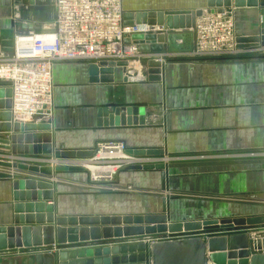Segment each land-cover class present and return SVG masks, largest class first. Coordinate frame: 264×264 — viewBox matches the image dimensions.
I'll return each mask as SVG.
<instances>
[{
  "label": "crops",
  "instance_id": "1",
  "mask_svg": "<svg viewBox=\"0 0 264 264\" xmlns=\"http://www.w3.org/2000/svg\"><path fill=\"white\" fill-rule=\"evenodd\" d=\"M36 4L42 8L43 0H0V47L6 54L12 53L16 35L42 33L53 21V8L50 16L46 10L41 18H32L30 9ZM206 5L207 0H121L123 13L196 11L206 10ZM234 24L236 36L256 35L258 15L254 9H235ZM188 46L192 48L193 39ZM88 66L56 63L52 117L25 124L50 125L47 145L52 155L57 149H93L105 141H120L129 150H163L170 158L167 163L162 160L166 187L162 190L161 173L155 170L124 169L104 187L91 184L84 171L53 170L48 179L11 170L52 183L56 214H149L160 209L163 198L174 222L264 212V59L170 62L160 82L138 83L123 79L118 68L102 75L112 77V83H91ZM4 101L2 94L0 102ZM101 106L143 107L146 126L97 128L96 110ZM5 123L0 119V125ZM45 134L35 130L19 137L28 138L25 144L38 152L46 145ZM0 138L8 140L9 134L0 133ZM200 155L207 158H196ZM74 166L61 167L78 168ZM13 204L10 184L0 179V226ZM250 232L264 236V229Z\"/></svg>",
  "mask_w": 264,
  "mask_h": 264
},
{
  "label": "water",
  "instance_id": "2",
  "mask_svg": "<svg viewBox=\"0 0 264 264\" xmlns=\"http://www.w3.org/2000/svg\"><path fill=\"white\" fill-rule=\"evenodd\" d=\"M254 9L258 15V32L252 36H237V48H264V0H207L206 10L221 13L228 8ZM202 10L123 13L124 24H146L163 26L165 33L133 35L131 40L141 52L158 53L188 52L193 35L191 29L195 18ZM129 41L126 40L125 43ZM148 82H160L164 69L159 64L147 62ZM125 62L89 64L91 83H112L111 74L114 68L124 73ZM53 70V68H52ZM102 76V77H98ZM125 79V77H123ZM9 82H0V119L5 120L0 133L9 134V139L0 138V142L11 143L13 153L16 144L27 142L28 138L19 137L23 132L42 131V136L51 137L50 125L12 123L9 112L11 91ZM97 128L145 127L146 118L143 107H98L96 110ZM49 134V135H48ZM28 154H50L51 146L46 150L36 148L26 150ZM62 158H87L92 149L58 150L53 152ZM143 155L164 154L163 150H136ZM3 170H20L27 173H39L51 176L47 168L29 167L16 163L0 162ZM126 170L158 171L161 173L162 190L166 187L165 166H132ZM55 172H77L80 168L56 167ZM0 179L10 184L11 207L10 217L0 226V264H264V236L252 239V228L264 229V212L249 214L245 217L223 220H190L171 221L168 213V202L160 201V209L155 213L125 215H58L55 211L53 184L35 179L24 178L22 174L0 172ZM50 204H46V202ZM54 205V206H53ZM43 219V220H42ZM66 225H70L65 229ZM75 227V228H74ZM234 227H245L240 234H227L217 237L184 239L158 242L152 245L130 244L127 239L147 238L166 232L208 231L219 229L224 232ZM64 228V229H63ZM97 230L98 234H91ZM116 231V232H115ZM89 233V234H88ZM90 235L89 238L82 235ZM129 241V240H127Z\"/></svg>",
  "mask_w": 264,
  "mask_h": 264
},
{
  "label": "built area",
  "instance_id": "3",
  "mask_svg": "<svg viewBox=\"0 0 264 264\" xmlns=\"http://www.w3.org/2000/svg\"><path fill=\"white\" fill-rule=\"evenodd\" d=\"M53 21L42 33L27 32L13 38L12 53L0 47V82L10 83V115L12 123H29L34 119L49 120L53 114L52 68L56 63L86 62L98 65L125 62L128 82L147 81V62L159 64L163 70L170 62L217 61L229 59L243 50L237 48L234 8L221 13L202 10L191 29L193 46L188 52H141L131 36L161 34L167 28L146 24H124L121 0H52ZM128 40V43L125 41ZM264 51V48L261 49ZM204 159L207 156H198ZM36 162H43L35 158ZM172 159V158H171ZM166 163V156L140 155L120 141L98 142L87 158H62L54 154L53 167L75 165L84 171L91 184L111 185L118 172L147 163ZM245 229L234 227L227 235ZM246 231V230H245ZM244 231V232H245ZM202 231L163 233L137 242L152 245L158 242L192 238L208 239ZM251 238H259L250 233ZM217 236V235H215ZM222 236V235H221Z\"/></svg>",
  "mask_w": 264,
  "mask_h": 264
},
{
  "label": "rangeland",
  "instance_id": "4",
  "mask_svg": "<svg viewBox=\"0 0 264 264\" xmlns=\"http://www.w3.org/2000/svg\"><path fill=\"white\" fill-rule=\"evenodd\" d=\"M42 5H43L42 8H40L39 4L33 5V7H31L30 10L32 11V18H41L42 16H44V13L46 12V10H47V13L50 16V14L52 13V8H53L52 0H43V4ZM50 23H52L51 20L49 22V25H50ZM244 49H246V50H244ZM248 49L249 50L252 49V50L248 51ZM258 49H259L258 47L257 48H241V50H243L242 52H239L238 54H236L235 56H233V57H231L229 59H233V58L234 59H236V58L264 59V51H261V50H258ZM24 133L25 132H23L22 134H24ZM16 148H17L16 152L13 153L12 148H11V143L9 141H8V143L0 142V162H3V163L7 162L9 164L16 163V164L29 166V167L32 166V167H38V168H47V170H51V174L54 173L53 170L56 167H53L50 164V160L52 158V154L51 153L50 154H41V153L28 154V152H26V150H28L29 147L23 141L20 142V143H17L16 144ZM152 156L153 157H159V155H152ZM35 158H37L38 160H42L43 162H36V161H34V160H36ZM157 164H163V166H164V163H160V162L147 163L144 166H148V165L155 166ZM3 169L4 168L0 167V172L1 171L5 172V173H10L11 172V170L6 171V170H3ZM36 175L38 176V173ZM51 176L44 175V177H46L48 179ZM69 228H73V227H69ZM240 228L244 229L245 227H240ZM220 231H218V232H220ZM218 232H216L214 230H208V231H205L204 235L207 238L208 237H217V236H220L219 234H216ZM156 235H160V234H155L154 236H156ZM215 235H217V236H215ZM135 239H137V237L133 238V239H127L129 241L126 240L125 242H129L130 244H138L139 243V242H137L138 240H135ZM201 239L206 240L204 237H202Z\"/></svg>",
  "mask_w": 264,
  "mask_h": 264
},
{
  "label": "bare ground",
  "instance_id": "5",
  "mask_svg": "<svg viewBox=\"0 0 264 264\" xmlns=\"http://www.w3.org/2000/svg\"><path fill=\"white\" fill-rule=\"evenodd\" d=\"M4 126H7V125H4V124H1L0 125V128L1 129H3L4 128ZM43 139V141L46 143V145L42 148L43 150H46V149H48L49 147H50V145L48 146L47 144H48V142H49V137H44V138H42ZM28 142V141H27ZM27 145V144H26ZM70 159H73V158H70ZM70 168H72V167H70ZM52 175V174H51ZM43 220V219H42ZM89 234V233H88ZM82 235V237H87V238H89L90 237V235ZM97 234H98V232H97V230L95 231V232H93L92 234H91V236L92 237H95V236H97ZM141 243V242H140ZM142 244V243H141Z\"/></svg>",
  "mask_w": 264,
  "mask_h": 264
}]
</instances>
